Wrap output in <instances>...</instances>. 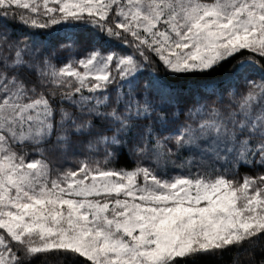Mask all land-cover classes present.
<instances>
[{"label": "snow or ice", "instance_id": "6c2138e0", "mask_svg": "<svg viewBox=\"0 0 264 264\" xmlns=\"http://www.w3.org/2000/svg\"><path fill=\"white\" fill-rule=\"evenodd\" d=\"M225 255L264 264V0H0V264Z\"/></svg>", "mask_w": 264, "mask_h": 264}, {"label": "trees", "instance_id": "16d2710c", "mask_svg": "<svg viewBox=\"0 0 264 264\" xmlns=\"http://www.w3.org/2000/svg\"><path fill=\"white\" fill-rule=\"evenodd\" d=\"M227 68H222L220 69L217 73H213V75H220L223 72H225ZM230 256L225 255L223 259L217 260V259H212V260H202L200 264H230ZM53 264H55V260H53Z\"/></svg>", "mask_w": 264, "mask_h": 264}]
</instances>
